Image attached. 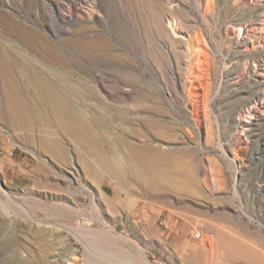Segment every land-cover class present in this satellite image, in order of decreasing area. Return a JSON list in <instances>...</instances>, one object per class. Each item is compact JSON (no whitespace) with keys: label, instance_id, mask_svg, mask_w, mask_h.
Segmentation results:
<instances>
[{"label":"rangeland","instance_id":"374dc122","mask_svg":"<svg viewBox=\"0 0 264 264\" xmlns=\"http://www.w3.org/2000/svg\"><path fill=\"white\" fill-rule=\"evenodd\" d=\"M0 44L71 96L93 144L48 109L13 126L0 74V264H264V129L238 102L264 80V0H0ZM155 169L166 182L136 174Z\"/></svg>","mask_w":264,"mask_h":264},{"label":"bare ground","instance_id":"6f19581e","mask_svg":"<svg viewBox=\"0 0 264 264\" xmlns=\"http://www.w3.org/2000/svg\"><path fill=\"white\" fill-rule=\"evenodd\" d=\"M254 9L255 8L250 9V11L248 12V14L250 15V18L253 17V15L255 14V13L253 14ZM246 17H247L246 21H249L248 16ZM243 19L244 20L246 19L245 16L243 17ZM11 28L22 39H24V41L26 42V44L29 46L30 49L34 50L36 48H39V49L49 50L47 54L50 60L62 65L63 67L69 68L72 66V62L69 60L68 57L50 48V46L46 43V41L38 33L30 29L29 30L23 29L21 28V26L16 25V24L11 26ZM74 44L76 46H79L80 48L82 47L90 48L92 46L91 44H88L87 42H83L79 40L75 41ZM237 55H242V54L237 53ZM254 57H257L259 61H264L263 54H256L254 55ZM19 71L21 73L20 75H17L18 77L16 78V74H19ZM0 74L2 77V83H3V89H4L3 92L5 95V99H6L7 109L5 110L7 112L8 119L13 124V126H19L22 124L30 125L32 122H37V123L42 122L43 123L44 120L46 119L45 110L48 109L49 112L54 116L55 121H58L67 132H70L71 134H74L78 138H81V144L84 145V147H86L87 149L93 148V144L91 142L85 141L84 139L85 133H91V132L88 131V127L83 121L84 116H81L78 113L79 108L74 105V101L71 98V96H69L66 93H63L62 91H57L53 89L54 85L50 81H48V79L43 78L42 76H40V73L33 72L29 69V67L24 66L23 62L19 58H16L10 51H8L6 48H3L1 44H0ZM22 81L24 83H22ZM23 84H25V87L22 86ZM252 84H253L252 86H247L246 88L242 89V90H247L248 92H251L252 95L249 97L248 96L245 97L241 95L238 97V100H240L238 102L240 103L244 102V103H247L248 105L251 104V106L250 105L248 106L252 110V112H249L251 113L250 118L255 120L258 116L256 115L255 111H256V108H258L257 105L260 103L258 93L260 90L264 91V88H263L264 80L263 81L255 80V82H253ZM23 87L26 88L25 90H27L30 97L28 96L27 93L23 92L22 90ZM253 87H257L259 91L252 90ZM232 103H235V102H232ZM253 120L243 119V121L247 122V124L245 125L252 126L250 129H253V127L258 126V125L260 126L261 130L264 129V124L254 123L255 121ZM19 121H21L20 122L21 124L18 123ZM42 142L44 146L48 148L49 150L60 152L62 156L65 155V151L62 145L60 144L58 139H56L55 137L43 138ZM262 144L264 145V138H263ZM260 151H264V146L263 148H261ZM262 160L263 159L261 156L259 158L260 164L262 163ZM108 171H111L110 173H113V174L115 173L113 169H110ZM155 172H156V169L154 170V174H152V172H150L151 174L150 173L147 174L139 170L136 174L141 179L145 180L148 184L157 183V178L164 179V182L167 181V180L165 181V177L159 178L161 174L158 173V175H156L157 173ZM116 173L118 174L119 172H116ZM119 175L121 174L119 173ZM163 175L164 174H162V176ZM160 181L161 180H159L158 182L160 183ZM172 184L174 183L172 182ZM60 230L61 228H57V229L55 228V229H51L50 231L52 232L51 234L53 235L56 232H59ZM60 259L61 258H59L58 260Z\"/></svg>","mask_w":264,"mask_h":264},{"label":"built area","instance_id":"2783aa9c","mask_svg":"<svg viewBox=\"0 0 264 264\" xmlns=\"http://www.w3.org/2000/svg\"><path fill=\"white\" fill-rule=\"evenodd\" d=\"M195 234H196L197 237L201 236V232L200 231H197Z\"/></svg>","mask_w":264,"mask_h":264}]
</instances>
